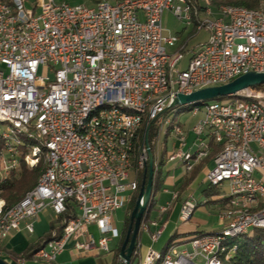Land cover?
I'll list each match as a JSON object with an SVG mask.
<instances>
[{"label": "built area", "instance_id": "built-area-1", "mask_svg": "<svg viewBox=\"0 0 264 264\" xmlns=\"http://www.w3.org/2000/svg\"><path fill=\"white\" fill-rule=\"evenodd\" d=\"M166 11L195 26L189 0H101L92 7L0 0V183L19 168L25 140L36 142L24 156L27 166L44 159L36 187L22 201L7 207L0 200V246L24 222L33 233L30 221L46 207L58 217L74 206L61 236L34 260L52 264L70 243L82 256L110 252V242L121 238L113 213L138 190L131 177L135 161L139 169L148 162L145 140L137 155L145 123L174 133L178 147L169 161L181 163L186 173L220 147L205 180L220 189L217 199L227 206L220 212L222 231L196 234L181 246L173 241L164 252L149 250L142 264H225L236 250L225 246L229 238L264 229V90L188 105L192 116L203 114L190 148L181 123L164 113L178 94L264 73V9L222 6L215 13L208 7L196 25L208 40L191 52L185 70L178 65L186 45L178 35H164ZM170 207H160V215ZM197 207L193 199L183 203L184 224ZM92 225L98 238L87 230ZM164 228L150 220L141 231L157 242Z\"/></svg>", "mask_w": 264, "mask_h": 264}, {"label": "trees", "instance_id": "trees-1", "mask_svg": "<svg viewBox=\"0 0 264 264\" xmlns=\"http://www.w3.org/2000/svg\"><path fill=\"white\" fill-rule=\"evenodd\" d=\"M100 1L101 0H93V3H95L94 5H96ZM189 2L193 6V18H194L195 26L193 27V33L187 39L183 40L185 43L189 41V38L191 36L193 37L197 35L198 32L196 31V25L198 24V19L200 17V14L205 12V10L208 7L213 12L217 13L222 6L244 7L251 10H260L262 6L261 0H208L207 6L202 5L201 0H189ZM257 89L264 90V86L259 87ZM227 98L228 97L220 98L217 100H224ZM147 127L148 125L145 123L139 133V139L137 144V155L139 153V149L144 144ZM158 133H159V127L156 125V123H153L149 131V145L151 152L153 153L154 156L153 198L150 203L149 209L145 215V220L143 223H145L149 219L150 212L156 205L155 196L158 190L163 185L162 172H163V168L167 164L166 151H164L162 158L160 160L156 159ZM25 141L26 144L22 147H19V152L21 154V156L19 157V162H20L19 168L17 170L11 171L7 176L3 177L0 183V200L4 201L7 207H13L16 204H18L20 201H22L26 196V194L36 187L38 180L42 174V171L44 170V163L42 162H39L38 165L35 167H29L25 163L24 156L29 154L32 150V147L36 145V142L32 139ZM3 149H4L3 143L2 141H0V157L2 155ZM219 150L220 147H215V149L207 158L202 159L195 165L193 171L190 172L186 176L185 180L182 182L178 190L179 196H181L190 187V185L196 180L200 172L210 162H212V160H214V157L216 156ZM134 167L137 172L136 175L138 181V190L131 196L130 200L126 203L127 209L131 207L132 210L136 205L138 195L140 193L142 186V181L145 179L147 183L148 175H146L145 177V171L148 169V162L146 163L143 169H139L137 161H135ZM221 194L222 192L220 191V189L213 187L211 185L207 186L206 189L203 191V195L205 198L208 199V203H213L211 199ZM179 199L180 197L177 198L174 204H176L179 201ZM226 206H227V201L226 200L222 201L221 210H224ZM171 209L172 208L169 209L168 213L171 212ZM74 216H75L74 206H70L69 212L57 217V220L52 225L50 232L46 234L43 238L38 240L37 242L31 244L27 248V250L22 255H20L19 258L25 261L34 260L35 253L40 248L45 246L49 241L60 237L63 231L65 221ZM130 217H131V213L126 219L123 235L121 237L120 243L117 248L118 258L120 257L121 247L123 245L130 224ZM55 232H59L60 235L58 237L54 236L53 234ZM140 236L137 241V248L133 255L132 262L137 258L139 252ZM225 246L227 247V249L236 247L235 253L233 254L232 258L226 262L224 261L225 264H264V229L253 230L252 234L242 236V239L240 240H235V238H229L225 242Z\"/></svg>", "mask_w": 264, "mask_h": 264}, {"label": "crops", "instance_id": "crops-1", "mask_svg": "<svg viewBox=\"0 0 264 264\" xmlns=\"http://www.w3.org/2000/svg\"><path fill=\"white\" fill-rule=\"evenodd\" d=\"M200 15L204 16L203 13H201ZM179 36L182 39V44L186 45L187 42L185 43L183 41L185 39H183V37L181 35H179ZM207 39L203 42H206ZM193 49H195V48H192V49L188 50L187 52H189V51L192 52ZM190 55H191V53H190ZM191 116H192V114H191ZM192 117L195 119V122L192 125H188L186 123L181 124L182 127L184 128V130L188 132V138H189L190 134L192 133V128L194 127V125L199 120L202 119L203 114H199L197 116H192ZM169 130H168L167 134L171 132ZM194 140H195V136L193 134V141L191 143L188 142L187 148H190L192 146V143L194 142ZM188 141H189V139H188ZM177 147H178V141L176 138V141L174 143H172V148L175 150V148H177ZM165 151L167 152V150H165ZM166 160H167V163H171L169 161V155H167V154H166ZM172 164H173V166L168 168L167 176L163 179V185L158 190V192L163 191L166 194H170L172 192L171 199L168 200L163 205V206H166L167 204H171L172 207H170V208H172V209H171V212H169V213L167 212L164 215H160L159 209H158L157 215L155 218H152L151 214H152L154 208H156V205L152 209V211L150 212L149 219L146 222H149L150 220H157V221L160 220V222L165 225V228L162 232L161 237L159 238V240L157 242L152 241L151 235L149 233L141 231L140 243H139V253H140L141 258H142L141 263L149 251L147 248H142V246H140L141 242H143V238H145V236H147V235H148V237L146 238L147 242H148V244H153V246H151L152 248L156 244H159L165 238L164 242H163L164 247L160 251V252H164L169 247L171 242H173V241H175L178 246H181V244H183L184 242H188L196 234L217 233V232L222 231L224 228L223 223L220 221V212H221V202L222 201H219L217 199L218 196H215L211 199V201L213 203H208L207 198H206L205 203L200 204L201 202L199 203L198 201H197V203L200 206L212 204L213 206L216 207V211L218 212V224L220 226L219 230L218 229H212L209 231L202 230L200 228L199 223H192L194 214L188 223L184 224L181 220V210H182L183 203L188 199H192L191 196L187 195V192L189 191V189L192 186H194L196 181L200 178H202V181L204 183H206L207 186H209L205 180V177H206V173L208 172V170L210 168H212V166L214 164L213 160L200 172V174L198 175L196 180L188 188V191L182 196H179V193H178V190L176 189V187H177L178 183L181 181L182 177H186L189 173H186L184 170V172L181 176H179V177L171 176L170 177V173L172 170L178 169L180 167H182V169H184L182 164L179 162H174V163L172 162ZM176 193H178V197H180V199L176 204H174L178 198V197L175 198ZM155 200H156V196H155ZM156 203H157V201H156ZM198 207H197V209H198ZM56 220H57L56 214L52 211V209L50 207H46L45 209H43V211L36 218H34L32 221H30L34 227L33 233H30L27 231L26 222H24L20 226L19 230L13 231L4 240V242L0 246V259L5 261L7 264H48V263H45L42 261H35V260L25 261L19 257H20V255H22L27 250V248L31 244L37 242L38 240L43 238L46 234H48L51 230L52 225L56 222ZM173 221L175 222V225H174L173 229H171V231H169ZM87 230L90 233H92L93 235H95V237H97V238L99 237V231L95 225L89 226ZM154 231H156V228L152 227L150 232H154ZM53 235L58 237L60 234H59V232H55ZM119 243H120V241H119ZM119 243L116 245V247L114 249L110 248V250H111L110 252H107V253L103 252L99 255H90V256L79 255L74 248V244L70 243L66 246V249L64 250V252L62 254H60L58 256L57 260L52 264H120L121 259H120V257L118 258V254H117V248H118Z\"/></svg>", "mask_w": 264, "mask_h": 264}, {"label": "rangeland", "instance_id": "rangeland-1", "mask_svg": "<svg viewBox=\"0 0 264 264\" xmlns=\"http://www.w3.org/2000/svg\"><path fill=\"white\" fill-rule=\"evenodd\" d=\"M58 2L60 1H65L68 2L72 5H78V4H84L86 6H93L95 3H93V0H56ZM202 5H205V1L201 0ZM261 8L260 9H264V0H261ZM28 8H32L31 5L27 6ZM163 29H164V35L166 36H170V35H181L183 37V39H187L192 33H193V27H187L185 22L182 20H179L177 17H175L172 13V11H166L164 16H163ZM180 37V36H179ZM209 37V34L206 30H202L200 32L197 33V35L195 36H191L189 38V41L186 43V50L184 51V58L182 59V61L179 63L178 65V69L179 70H185L188 67V62L190 59V51L187 52L188 50L195 48L198 49L200 47V45L204 44L207 38ZM181 38V37H180ZM208 40V39H207ZM203 42V43H202ZM168 52L170 54H172L174 52V48L168 47ZM193 49V50H195ZM192 50V51H193ZM43 73V69L41 68L40 70V74ZM44 74H48L47 72H45ZM51 76V75H50ZM224 102H227V99L222 100ZM212 102V101H210ZM205 107L203 106L201 108V110H204ZM191 110L192 107H188V106H179L176 107L174 109H171L170 111H168L165 114V117L167 119H171L173 120L174 123H186L188 125H192L195 122V119L191 116ZM7 126L2 125V130L6 129ZM168 131V127L167 125H165L161 130L159 127V133H158V139H157V148H156V159L160 160L162 158V155L164 153L165 150H167L166 154L170 155L172 152H174V149L172 148V143H174L176 141V136L174 135V133L171 131L170 133L167 134ZM190 133V132H189ZM186 134L188 135V132L186 131ZM189 143H191L193 141V134L191 133L189 136ZM4 160H8V154H5L4 156ZM42 163H44V159H41ZM171 163H167V165L163 168V172H162V178L164 179L167 176V170L169 167H172V161H170ZM174 163V162H173ZM4 165H2L3 167ZM184 169H182V167L178 168V169H174L171 171L170 173V177L171 176H175V177H179L183 174ZM136 169L134 167L132 173H131V177L132 179H137V175H136ZM4 174V169H0V175ZM186 177H182L181 181L178 183L176 189L179 190L182 182L185 180ZM207 187L206 183H204L202 181V178L198 179L196 181V183L194 184V186H192L189 191L188 189L182 194L184 195L187 191V195L191 196L192 199L197 203V201L202 204L205 203L206 198L203 195V190ZM172 192L170 194H166L163 191L157 192L156 194V208H154L151 216L152 218H155L157 215V210L159 209V207L163 206L168 200L171 199ZM181 195V196H182ZM124 198L129 197V194H125L123 195ZM198 209L195 211L194 213V217H193V222L192 223H199L200 224V228L202 230L205 231H209L212 229H220V226L218 224V212L216 211V207L213 206L212 204L209 205H203L200 206L198 205ZM132 209L131 207L129 209H127V205L123 204L122 207L115 211L113 213L112 216V223L113 226L119 231L121 237L123 235V231L125 228V223H126V219L127 217L130 215V213H132ZM175 225V222H172V225L169 229V231H171V229H173ZM253 233V230L250 232V234ZM146 235V234H145ZM147 236H145V238H143V242H141L142 248H147L148 250H154L156 252H160L162 250L163 246V242L164 239L159 243L156 244L153 248L151 246H153V244H148L147 242ZM166 237V236H165ZM242 239V237H236L235 240H240ZM120 239H114L112 242H110V248L114 249L116 247V245L119 243ZM140 243V242H139ZM133 259V258H132ZM141 255L138 252L137 258L131 262V264H142L141 263ZM144 260V259H143ZM143 262V261H142Z\"/></svg>", "mask_w": 264, "mask_h": 264}, {"label": "water", "instance_id": "water-1", "mask_svg": "<svg viewBox=\"0 0 264 264\" xmlns=\"http://www.w3.org/2000/svg\"><path fill=\"white\" fill-rule=\"evenodd\" d=\"M263 86L264 73L249 72L222 86L205 88L195 91L190 95L178 94L177 97L167 106L164 113L179 106L215 101L220 98L237 95L246 89ZM151 125L152 124L147 127L145 134V143L148 150V169L145 171V177L148 175V180L147 183L145 179L142 181L136 205L131 213L130 224L120 251V264H131L137 248V241L141 233L145 215L153 198L154 156L149 145V131ZM0 264L7 263L0 259Z\"/></svg>", "mask_w": 264, "mask_h": 264}]
</instances>
